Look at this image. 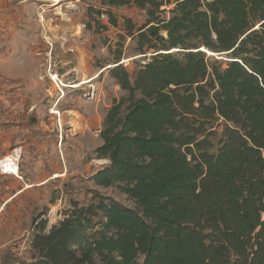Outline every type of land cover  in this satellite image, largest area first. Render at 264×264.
<instances>
[{"label": "trees", "instance_id": "16d2710c", "mask_svg": "<svg viewBox=\"0 0 264 264\" xmlns=\"http://www.w3.org/2000/svg\"><path fill=\"white\" fill-rule=\"evenodd\" d=\"M130 3L145 61L109 69L127 94L89 180L133 206L93 189L49 228L34 218L28 264H264V0H100L98 14L116 26Z\"/></svg>", "mask_w": 264, "mask_h": 264}, {"label": "rangeland", "instance_id": "374dc122", "mask_svg": "<svg viewBox=\"0 0 264 264\" xmlns=\"http://www.w3.org/2000/svg\"><path fill=\"white\" fill-rule=\"evenodd\" d=\"M101 9L100 0H0V165L11 171L0 169V245L10 240L1 263L28 264L33 219L49 228L93 189L133 206L89 177L108 163L94 153L104 115L127 94L109 69L118 59L128 71L145 61L124 33V18L139 28L146 14L132 3L116 8L113 26ZM21 185L28 187L4 204Z\"/></svg>", "mask_w": 264, "mask_h": 264}, {"label": "crops", "instance_id": "0c3cea01", "mask_svg": "<svg viewBox=\"0 0 264 264\" xmlns=\"http://www.w3.org/2000/svg\"><path fill=\"white\" fill-rule=\"evenodd\" d=\"M1 176H3L6 180H10V179H16V177L12 176V175H5V174H2ZM18 178H20L19 176H17ZM28 187V185H25V186H17L16 188L12 189L11 190V193L8 194L9 196L4 200V204L7 203V202H10L12 200H14V198L20 194L21 192H23L26 188ZM3 241H5L3 244L0 245V249L3 250V248H6L7 249V244L8 242H10L9 239H2ZM8 249L6 250V255L5 257L7 256V258H9L8 255ZM2 262V259L0 260V264H8L7 262L6 263H1ZM30 262V260L28 261Z\"/></svg>", "mask_w": 264, "mask_h": 264}, {"label": "bare ground", "instance_id": "6f19581e", "mask_svg": "<svg viewBox=\"0 0 264 264\" xmlns=\"http://www.w3.org/2000/svg\"><path fill=\"white\" fill-rule=\"evenodd\" d=\"M54 2V1H53ZM55 2H58V0H55ZM51 79L57 84V85H61V84H59V82L57 81V79H56V77H55V75H51ZM53 113H55V114H57L59 117H60V113L58 112V110H53ZM60 119V118H59ZM59 122H60V120H59Z\"/></svg>", "mask_w": 264, "mask_h": 264}, {"label": "built area", "instance_id": "2783aa9c", "mask_svg": "<svg viewBox=\"0 0 264 264\" xmlns=\"http://www.w3.org/2000/svg\"><path fill=\"white\" fill-rule=\"evenodd\" d=\"M15 162V161H14ZM10 165H12V163H10ZM16 168H17V170H18V167H17V164H16ZM0 169L3 171V172H5V173H11V171H5L4 169H5V164L3 165V166H1L0 165ZM13 174V173H12ZM15 264H25L24 262H18V261H16V263Z\"/></svg>", "mask_w": 264, "mask_h": 264}]
</instances>
